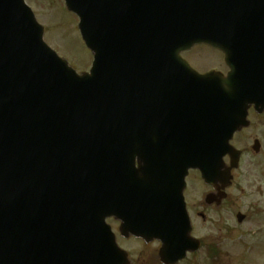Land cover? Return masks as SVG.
<instances>
[{
	"label": "water",
	"instance_id": "water-1",
	"mask_svg": "<svg viewBox=\"0 0 264 264\" xmlns=\"http://www.w3.org/2000/svg\"><path fill=\"white\" fill-rule=\"evenodd\" d=\"M66 4L79 15L83 39L95 54L90 75L79 76L44 43V29L24 0H0V264H63L65 203L77 182L85 184L79 193L89 194L97 205L98 264H128L111 233L105 232L108 248L101 242L110 215L113 156L120 161L129 147L143 149L156 138H171L159 131L186 134L191 125L178 123L185 117L200 121L190 110L213 106L214 112L201 119L203 134L194 131L172 139L194 150V167L208 183L219 176L207 160L214 158L219 168L226 153L235 156L230 179L238 153L229 143L247 116L244 109L238 127V104L246 108L252 105L246 99L256 97V88L243 84L241 76H252L257 69L264 37L254 38L245 67L235 60L246 55L239 53L238 44L251 34H264V0ZM199 43L225 53L228 78L216 72L199 75L182 60L181 52ZM224 122L221 135L211 134ZM183 187L168 212L147 206L152 212L143 217V233L136 234L148 242L162 240L166 264L178 261L171 252H184L194 241ZM113 215L125 233V217L117 208Z\"/></svg>",
	"mask_w": 264,
	"mask_h": 264
},
{
	"label": "flooded vegetation",
	"instance_id": "flooded-vegetation-1",
	"mask_svg": "<svg viewBox=\"0 0 264 264\" xmlns=\"http://www.w3.org/2000/svg\"><path fill=\"white\" fill-rule=\"evenodd\" d=\"M249 121V128L255 126L257 121H259L264 129V112L258 114L254 110L249 111ZM254 141H258L259 145H244L240 149L238 169L232 172V184L225 189L220 183H216L215 187L206 185L198 171L186 169L188 161H180L178 154H163L162 150L164 147L162 145L157 146V150H160L159 156L161 159L155 173L158 187H169L173 179L179 180L180 177L184 176V200L192 220L193 235L196 238H198L196 234L197 220L202 224H213L215 222L219 224L218 231L221 232L224 226L228 224L227 222L230 221L224 217L226 213H230L232 217L237 214L244 216V220L238 221V239L241 238V240H238V264H264V235L249 241V244L242 245V242L245 241L243 238L246 236L241 233L244 227H248V223L252 222L253 219L258 220L260 226L264 228V220L261 219L264 215L263 210L260 209L256 202L252 203L250 207L244 208L243 200V193L247 191L257 197V199L261 198L264 201V140L256 137ZM225 162L228 165L230 164L229 157L225 159ZM140 168L145 167H139V163H136V167L133 170L127 169L123 186L125 204L129 207V210H135V212L137 210L135 209L136 200L143 191L142 179H146L150 175L146 169ZM68 221L71 227L74 226L73 219H68ZM113 224H115L114 221ZM258 230L261 229L258 228ZM67 233H71L70 228L67 229ZM255 233L256 231L253 232V235ZM224 236L227 237L225 233ZM201 237L198 238L201 241L200 249L196 253L188 254L187 259L178 264H225V260L229 259L226 252V242H212L213 237L211 239L206 237L207 240H203ZM247 237L252 238V235L248 234ZM132 240L139 241L132 236L127 238V241ZM156 244L160 248V244L151 243V245ZM144 245L145 247L149 246V244ZM156 254H154L150 262L144 260L143 263L158 264L157 251ZM129 257L132 261L133 257L130 254ZM136 261L139 264L140 258Z\"/></svg>",
	"mask_w": 264,
	"mask_h": 264
},
{
	"label": "rangeland",
	"instance_id": "rangeland-1",
	"mask_svg": "<svg viewBox=\"0 0 264 264\" xmlns=\"http://www.w3.org/2000/svg\"><path fill=\"white\" fill-rule=\"evenodd\" d=\"M26 1L28 6L35 13L38 22L46 30L45 42L55 50L60 57L67 59L69 64L76 69L79 74L89 72L93 56L86 48L80 36L76 16L67 10L64 0ZM191 52L192 54L194 53L192 64L197 70H199V72H206L211 69H219L223 72L227 71L222 54H213L212 50L204 47L195 48ZM191 55H188L190 60L192 58ZM199 57L202 58V60H200ZM256 137L263 138L264 140V129L259 121H257L255 126L244 130L235 137V146L240 150L244 145H253ZM232 191L234 192V190ZM243 200L244 208H248L252 203L256 202L264 213V201L261 198L257 199L252 193L244 191ZM224 217L230 221L224 226L223 231H218L219 224L215 222L213 224H202L197 220L198 227L196 229V234L198 235V238L202 236L201 238L203 240H207L209 237L211 239L213 237L214 239L212 242H226V252L229 259L225 260V264H238V240H241V238L238 239V222L236 216L232 217L230 213H226ZM261 219L264 220V215ZM108 223L113 227L121 247L133 257V264H137L136 260L138 258H140L139 264H143L144 260L147 262L152 260L154 254H156V251L159 248L157 244L145 247V245L139 241H125L119 235V224L117 222H114L115 224H113L112 220H109ZM258 228L261 230H258ZM254 231H256V233L253 235ZM224 233L227 237L224 236ZM241 233H244L246 236L243 238L245 241L242 242V245L246 243L249 244V241H253V239L264 235V228L260 226L258 220L253 219L252 222L248 223V227H244V230ZM248 234H251L252 238H248ZM248 246L250 247V245Z\"/></svg>",
	"mask_w": 264,
	"mask_h": 264
},
{
	"label": "bare ground",
	"instance_id": "bare-ground-1",
	"mask_svg": "<svg viewBox=\"0 0 264 264\" xmlns=\"http://www.w3.org/2000/svg\"><path fill=\"white\" fill-rule=\"evenodd\" d=\"M253 38H263V33H256V35L252 34ZM264 43V42H262ZM261 52V51H260ZM259 52V54H260ZM264 61V56L260 58ZM238 60H241L240 58ZM241 67H245V65H240ZM74 186L77 189H82L85 187V184L82 182H77L74 184ZM76 200H78V197H75ZM80 200V199H79ZM78 200V201H79ZM84 203L86 205H83V202H81L80 209L78 210L77 215L74 217V226H81V227H88L90 226L98 217V211H97V205L95 203H92L90 200H84ZM108 207V204L104 206V210H106ZM87 211V213H86ZM96 215L97 217H94Z\"/></svg>",
	"mask_w": 264,
	"mask_h": 264
}]
</instances>
